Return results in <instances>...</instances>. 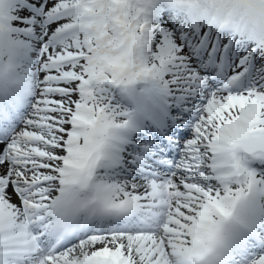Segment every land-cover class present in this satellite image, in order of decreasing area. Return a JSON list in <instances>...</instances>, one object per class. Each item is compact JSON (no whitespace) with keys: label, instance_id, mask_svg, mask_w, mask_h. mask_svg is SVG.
Here are the masks:
<instances>
[{"label":"snow or ice","instance_id":"obj_1","mask_svg":"<svg viewBox=\"0 0 264 264\" xmlns=\"http://www.w3.org/2000/svg\"><path fill=\"white\" fill-rule=\"evenodd\" d=\"M0 264H264V0H0Z\"/></svg>","mask_w":264,"mask_h":264}]
</instances>
